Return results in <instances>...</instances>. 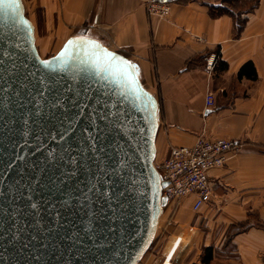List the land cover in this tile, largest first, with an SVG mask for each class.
<instances>
[{
	"label": "water",
	"instance_id": "water-1",
	"mask_svg": "<svg viewBox=\"0 0 264 264\" xmlns=\"http://www.w3.org/2000/svg\"><path fill=\"white\" fill-rule=\"evenodd\" d=\"M158 100L87 35L41 57L22 0H0V264H137L167 197Z\"/></svg>",
	"mask_w": 264,
	"mask_h": 264
},
{
	"label": "crops",
	"instance_id": "crops-1",
	"mask_svg": "<svg viewBox=\"0 0 264 264\" xmlns=\"http://www.w3.org/2000/svg\"><path fill=\"white\" fill-rule=\"evenodd\" d=\"M143 1L22 0L35 41L39 13L55 52L70 36L87 35L137 64L142 84L159 104L156 161L171 146L193 144L200 136L242 144L209 169L213 192L198 210L192 208L193 193L163 206L155 236L167 252L178 235L181 240L161 264L173 258L264 264V0L240 3L254 8L242 13L237 37L229 14L210 13L219 1L173 0L167 18L148 15ZM205 54H215L211 71L205 61L188 67ZM208 90L214 94L211 108L205 105ZM185 233L189 238L183 241Z\"/></svg>",
	"mask_w": 264,
	"mask_h": 264
},
{
	"label": "built area",
	"instance_id": "built-area-1",
	"mask_svg": "<svg viewBox=\"0 0 264 264\" xmlns=\"http://www.w3.org/2000/svg\"><path fill=\"white\" fill-rule=\"evenodd\" d=\"M210 1V0H201ZM220 1V0H211ZM173 0H144L143 5L148 15L167 18L171 12ZM215 54L205 58V70L211 71L214 66ZM206 107L214 106V94L208 90L205 95ZM242 144L231 138H204L200 136L190 145L171 146L168 156L154 166L162 180L167 181L161 187V196L167 197L168 202H177L188 193L195 194L192 208L198 210L208 202L212 195V183L209 179V169L225 163L226 154L237 151ZM181 240L178 235L165 259L174 251ZM171 264H204L201 260L182 262L173 258Z\"/></svg>",
	"mask_w": 264,
	"mask_h": 264
},
{
	"label": "rangeland",
	"instance_id": "rangeland-1",
	"mask_svg": "<svg viewBox=\"0 0 264 264\" xmlns=\"http://www.w3.org/2000/svg\"><path fill=\"white\" fill-rule=\"evenodd\" d=\"M44 28H45L44 19L42 18L41 14L38 13L37 14V34H36L35 44L37 43V46H38L39 51H40V52L39 51L38 52H39L40 56L43 58L53 55L59 49L58 48L57 51L55 52L54 48L57 47L56 42H53L52 40L47 39V37L45 35ZM154 163L156 164V163H158V161L154 160ZM170 203L172 205L174 204L173 202H169L167 205H169ZM167 205H165L164 207H166ZM171 222L173 223L174 219H171ZM179 234H181V233H179ZM185 234L183 235V238H182L183 241L186 240V238L187 239L189 238V233H185ZM166 252H167V250L164 249L162 241H160L159 236L156 235V236H154V239H153L151 245L146 250V252L141 257V259L139 260V262L137 264H161L164 256L169 251L167 253ZM202 253H203V249H202Z\"/></svg>",
	"mask_w": 264,
	"mask_h": 264
},
{
	"label": "trees",
	"instance_id": "trees-1",
	"mask_svg": "<svg viewBox=\"0 0 264 264\" xmlns=\"http://www.w3.org/2000/svg\"><path fill=\"white\" fill-rule=\"evenodd\" d=\"M243 1H245L246 4L247 3L249 4V2L255 3L257 0H220L217 5L209 7L210 13H212V15H214V16L218 15V14L226 13L232 17V19H233V29H232L233 31L232 32H233V35L235 37H237L240 34V32L244 26L245 18L242 16V13L251 11L254 8V6H252L250 4V7L248 10L243 9V7H241L242 5L240 4ZM205 56H206V54L201 55L197 58L191 59L190 61L187 62L188 67L191 66L192 64H194L195 61H197L199 64H203L205 61V58H206ZM158 106H159V104H158ZM208 254H209L208 248L206 247V248H204L203 260L207 261V255Z\"/></svg>",
	"mask_w": 264,
	"mask_h": 264
},
{
	"label": "bare ground",
	"instance_id": "bare-ground-1",
	"mask_svg": "<svg viewBox=\"0 0 264 264\" xmlns=\"http://www.w3.org/2000/svg\"><path fill=\"white\" fill-rule=\"evenodd\" d=\"M38 50V49H37ZM39 53V52H38ZM128 58V57H127ZM163 213V212H162ZM169 258H170V256L169 257H167L165 260L166 261H168L169 260ZM166 261H164V264H167V262Z\"/></svg>",
	"mask_w": 264,
	"mask_h": 264
}]
</instances>
